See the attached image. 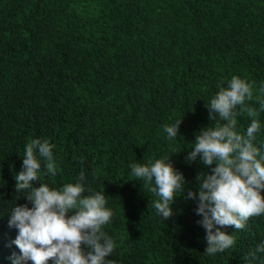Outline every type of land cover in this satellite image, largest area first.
<instances>
[{"label": "trees", "instance_id": "16d2710c", "mask_svg": "<svg viewBox=\"0 0 264 264\" xmlns=\"http://www.w3.org/2000/svg\"><path fill=\"white\" fill-rule=\"evenodd\" d=\"M233 75L253 83L246 103L258 108L264 0H0V264L20 254L8 214L15 203L31 207L14 176L34 137L56 145L57 174L41 183L59 187L83 169L87 189H104L115 213L104 226L115 240L114 264H247L264 242V215L244 229L222 226L236 243L209 256L197 201L185 198L214 167L186 156L214 123L207 101ZM258 118L264 122V112ZM179 119L177 141L166 139L163 126ZM250 119L242 112L238 131ZM172 151L186 188L163 221L129 165Z\"/></svg>", "mask_w": 264, "mask_h": 264}, {"label": "clouds", "instance_id": "9594fccd", "mask_svg": "<svg viewBox=\"0 0 264 264\" xmlns=\"http://www.w3.org/2000/svg\"><path fill=\"white\" fill-rule=\"evenodd\" d=\"M252 99L253 83L247 79L233 75L226 85L221 82L206 105L208 119L214 123L201 128L188 147L189 163L199 156L204 165H214L210 173L197 176V189L185 195L197 201L195 211L202 216L198 223L206 230L205 254L209 256L236 243L233 232L222 231V226L244 229L250 217L264 215V142H257V135L264 131V122L258 118L264 112V84L258 87V108L246 103ZM244 111L251 119L241 132L237 117ZM179 124L180 119L163 126L166 139L177 141ZM55 147L49 139L38 137L24 147L22 170L14 176L15 191L25 193L21 196L31 207L15 203L8 214L9 227L17 229L13 243L20 250L11 264H48L49 260L52 264H114L108 258L115 250V240L104 226L115 213L104 189H87L83 169L73 182L59 187L40 182L41 175L57 174ZM176 151L129 165L131 176L142 180L156 197L152 206L163 221L173 215L175 198L185 194V177L169 159ZM259 254H264V242L248 253L247 264H256Z\"/></svg>", "mask_w": 264, "mask_h": 264}]
</instances>
